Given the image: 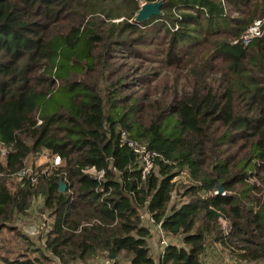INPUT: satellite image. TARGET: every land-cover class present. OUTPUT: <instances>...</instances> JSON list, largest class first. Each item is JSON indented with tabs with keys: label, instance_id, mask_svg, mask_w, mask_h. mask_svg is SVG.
Here are the masks:
<instances>
[{
	"label": "trees",
	"instance_id": "obj_1",
	"mask_svg": "<svg viewBox=\"0 0 264 264\" xmlns=\"http://www.w3.org/2000/svg\"><path fill=\"white\" fill-rule=\"evenodd\" d=\"M144 1L158 0H0V142L12 147L0 159V230L43 195L54 219L44 248L62 264L112 250L114 264H157L145 209L175 240L162 264H206L217 244L264 264V0H163L161 15L138 22ZM257 20L262 34L245 45ZM125 51L162 68L129 67ZM217 61L226 65L210 82ZM183 72L190 91L152 98ZM123 130L163 155L146 179ZM40 152L61 164L12 183ZM37 252L0 264H51Z\"/></svg>",
	"mask_w": 264,
	"mask_h": 264
},
{
	"label": "rangeland",
	"instance_id": "obj_2",
	"mask_svg": "<svg viewBox=\"0 0 264 264\" xmlns=\"http://www.w3.org/2000/svg\"><path fill=\"white\" fill-rule=\"evenodd\" d=\"M146 2V1H144ZM158 41H161L160 44H158V48L163 49L166 47L165 42L162 41L161 38H157ZM143 47H150V45L146 42V46L144 44ZM158 55H162V51L157 50ZM124 63H126L129 67H139V69H142V72H146L148 74H152L156 70H160L162 67L159 62L153 61L154 59H148L145 57H135L129 54L127 51L123 52V57L121 59ZM219 64L218 67L215 70H211L208 80L210 82H217L220 77V71L219 69L224 67L226 63H223L221 61H217ZM135 73V71L133 72ZM166 71L163 70L161 76L165 74ZM218 73V74H217ZM185 72L180 73V76H178V79L175 78L174 73H170V78L166 84V91L163 85H159L156 92L152 93V98L156 99L159 97H162V95L166 96L167 100H170L174 92L178 95L181 94L183 91H190V86L187 85L185 80ZM159 76V78L161 77ZM159 79H155L152 81L151 86L154 87L158 83ZM135 89L138 90V92H141V88L136 85ZM169 92H173V94H170ZM55 156L52 157L49 153H33L29 158L26 160V165L31 170H35L38 173L39 167H44L45 169L52 168V165L55 164L54 160ZM39 174V173H38ZM12 180V183L17 184V182L20 180L19 178L16 179L14 177H10ZM48 209L44 206V197L43 195H37L33 196L29 199V206L27 211L24 213H19L15 215V218L13 221H9L8 224L15 228L14 230L3 228L0 230V257L8 256L10 258H17L21 254H28L30 256H37L39 255V252H37V248H41L43 252L47 253L51 257V264H62L59 257L50 255V252L45 250L44 248V242L46 240V232H42L39 234H32L30 232L31 229L36 228L35 230L41 229L42 227H45L44 224L48 219L51 221V225L53 223V217L49 215L47 217V213H45V210ZM49 210V209H48ZM49 212H51L49 210ZM48 219H47V218ZM47 227V230H50V226ZM159 239V237H158ZM170 239L174 242L175 240L170 237ZM153 240V238L149 239V245L151 247V254L153 256L158 257L159 250H158V242ZM155 243V245L153 244ZM30 245V246H29ZM154 245V246H153ZM224 253V254H223ZM229 255L228 252L223 248L222 245L219 244V247L216 246V249H209L205 255L204 259L206 261V264H218V260H223L224 256ZM235 255H238V252L235 253ZM215 256V259H214ZM235 256V257H236ZM234 257V258H235ZM121 259H123L121 257ZM129 259V258H127ZM239 264H250L246 263L244 261L239 260L237 257L235 258ZM95 259H90L86 264H93ZM253 264H262L260 262H255Z\"/></svg>",
	"mask_w": 264,
	"mask_h": 264
},
{
	"label": "built area",
	"instance_id": "obj_3",
	"mask_svg": "<svg viewBox=\"0 0 264 264\" xmlns=\"http://www.w3.org/2000/svg\"><path fill=\"white\" fill-rule=\"evenodd\" d=\"M261 24H262V20H257L255 22V25L251 26L248 32L242 36V41L245 45H249L255 37L260 36L262 34ZM120 145L128 146L136 154L138 168L141 170L143 179H146L147 176L157 172L159 169L160 160L164 159L163 155L158 150L153 149L147 143L134 138L126 130H123L120 134ZM10 151H12V147L9 144L5 142H0V159L7 156ZM38 154H42V153L40 152ZM54 160H55V164L52 165V168L58 167L61 164L60 156H55ZM109 168L116 170L115 166H111ZM83 171L87 174L92 175L93 177H95L100 181L105 180V176H106L105 168L98 169L96 166H86L83 168ZM183 174L181 176L185 177V175ZM0 176H3V172L1 171H0ZM27 176L31 178V181L34 184L37 181L38 173L35 170H31L29 167L25 166L11 177H14L16 179L19 178L20 180L18 182H23L24 178ZM102 190H104V188H102ZM222 193L225 192L223 191ZM45 213H47V217H49L50 212L48 209L45 210ZM141 219H142V224L145 225L147 228H149V230L153 234L152 236L153 240L156 239L157 237V240H155L158 242L157 246L159 250L157 264H162L161 260L164 257L166 248L172 243V240L164 230L163 222L157 221V219L155 218L152 212L148 211L147 209L143 210L141 212ZM219 220L223 228L228 232L230 229V222L227 219V217L221 215L219 217ZM88 224H90V222ZM49 225H51L50 219H48V221L45 222L44 224L45 227H42L41 229L38 230H35L36 228H33L30 230V232L32 234H39L42 232H46L48 231L47 227H49ZM240 245H241L240 243L238 242L236 243V246H240ZM93 264H114V259L110 258L109 256H101L96 258ZM218 264H239V263L235 258L228 256Z\"/></svg>",
	"mask_w": 264,
	"mask_h": 264
},
{
	"label": "water",
	"instance_id": "obj_4",
	"mask_svg": "<svg viewBox=\"0 0 264 264\" xmlns=\"http://www.w3.org/2000/svg\"><path fill=\"white\" fill-rule=\"evenodd\" d=\"M163 4V0H158L155 2H143L141 4V9L139 10V12L137 13L136 16V20L138 22L147 20L148 18H150L153 15H161L163 12L161 11V6ZM60 184V190L61 191H66L67 190V184L64 183L63 181L59 182ZM219 193L223 192V188L220 186L219 187ZM109 257L112 259H116V253L114 250H112V252L109 254ZM131 264V263H128Z\"/></svg>",
	"mask_w": 264,
	"mask_h": 264
},
{
	"label": "crops",
	"instance_id": "obj_5",
	"mask_svg": "<svg viewBox=\"0 0 264 264\" xmlns=\"http://www.w3.org/2000/svg\"><path fill=\"white\" fill-rule=\"evenodd\" d=\"M154 244V243H153ZM154 246V245H153ZM217 247H219V244H217ZM216 249V248H215ZM224 254V253H223ZM231 257L230 255H226V256H224V258H226V257ZM157 259H158V257H155V260H156V262H157ZM214 259H215V256H214ZM222 260H218L217 261V263H220ZM250 264H253V263H250Z\"/></svg>",
	"mask_w": 264,
	"mask_h": 264
}]
</instances>
